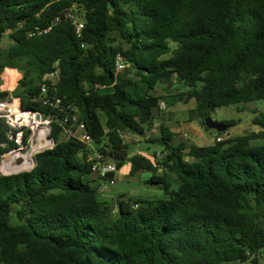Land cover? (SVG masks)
Segmentation results:
<instances>
[{"label": "trees", "instance_id": "1", "mask_svg": "<svg viewBox=\"0 0 264 264\" xmlns=\"http://www.w3.org/2000/svg\"><path fill=\"white\" fill-rule=\"evenodd\" d=\"M6 36L0 88L5 70L23 73L14 97L54 116V147L31 171L0 175V264H259L264 114L254 120L260 131L211 146L178 140L161 124L148 141L163 147L159 160L130 157L123 134L145 136L163 117L155 92L173 79L187 89L179 100H195L190 121L202 127L218 108L264 100V0H0V46ZM56 68L48 94L68 110L35 100ZM75 113L105 162H128L133 178L149 173L146 184L165 198L120 200L116 214L100 201L87 144L63 138V119ZM9 131L1 120L0 162L15 147Z\"/></svg>", "mask_w": 264, "mask_h": 264}, {"label": "rangeland", "instance_id": "2", "mask_svg": "<svg viewBox=\"0 0 264 264\" xmlns=\"http://www.w3.org/2000/svg\"><path fill=\"white\" fill-rule=\"evenodd\" d=\"M115 38L114 45H121V40L117 34L113 35ZM12 46V41L6 36L0 46V49L5 51ZM124 46V44H122ZM125 47V46H124ZM122 73H126L125 71ZM23 73L20 71H14L11 69L5 70L1 75V88L0 93H8L10 97H14V93L17 91V86L21 80ZM171 88L167 89L165 85L159 84L157 86L155 94L162 97V102L165 103L166 109L163 112V117H156L153 122V126L149 132H146L145 136L124 133L123 138L126 143L130 145L129 155H143L145 157L154 160L155 153L156 158L161 159L160 151L163 147L159 144L148 143L149 140L159 136V129L161 124L174 134L177 135L178 140H184L189 144H195L198 146H211L215 144V139L207 136L200 125L198 120H190V111L196 108V102L194 99L189 100L188 96H184L183 100H179L181 94L186 92V88L183 85L177 83L175 79L171 82ZM16 98V97H14ZM189 100V101H188ZM264 114V100L252 102L249 104H238L229 107H222L215 110L211 118L219 123L228 122L235 126L227 129L225 133L219 135L215 131H211L214 137L221 136L223 141L233 139L248 133L260 131V126L254 123L256 117ZM263 141L254 142L253 145H260ZM37 145V144H36ZM54 142L51 145L41 148V152L52 149ZM90 153L88 159L97 153L96 145L93 143L87 144ZM130 164L126 162L124 166L115 173V183L106 185L100 180H93V186L107 187V191H99V200L107 202L114 210L116 214L118 210V202L120 200H159L165 198L164 191L159 187H152L142 182L141 178H133L129 175ZM24 172V171H21ZM96 177V176H94ZM170 181L175 184V188L179 185V181L170 175ZM259 264H264V251L260 253L258 258Z\"/></svg>", "mask_w": 264, "mask_h": 264}, {"label": "built area", "instance_id": "3", "mask_svg": "<svg viewBox=\"0 0 264 264\" xmlns=\"http://www.w3.org/2000/svg\"><path fill=\"white\" fill-rule=\"evenodd\" d=\"M73 19L74 24L77 27L78 33L83 28V23L79 18H74V16H69ZM48 28L44 31L36 29L35 33L42 34L50 31ZM33 33V34H35ZM129 67L126 59L122 54H118L116 58V69L117 72H123ZM60 80V70L56 68L54 71L46 74L40 83V96L38 99L43 106L59 109L68 110L61 106V99L58 97H50L49 89L50 87L56 86ZM160 109L165 110V103L161 102ZM72 110V109H71ZM73 112H77L73 109ZM54 119L53 115L44 116L37 111H27L22 109L21 101L19 98H14L6 96L0 99V121L3 120L5 124L9 127V138L13 141L15 147L8 151L1 159L0 162V175L8 176L16 173H21V171L28 172L35 167V159L41 150L32 154L33 146L38 144L40 133L43 129L46 130L45 139L51 140L50 134L52 131L51 123ZM78 115H66L62 122L63 128V138L65 139H76L82 143L88 144L92 143L91 137L85 131V125L80 123L78 120ZM28 136V139H26ZM216 142H222L223 138L221 136L214 137ZM92 165V175L96 176L98 179L106 185L110 183L113 185L115 180H108L105 177L108 174L116 173V165L111 162H105L103 156L100 153H95L89 158ZM24 165H28L25 169H22L16 173H7L6 170L13 168H20ZM100 186L99 191L104 192L107 187ZM138 205H134V209H137Z\"/></svg>", "mask_w": 264, "mask_h": 264}, {"label": "water", "instance_id": "4", "mask_svg": "<svg viewBox=\"0 0 264 264\" xmlns=\"http://www.w3.org/2000/svg\"><path fill=\"white\" fill-rule=\"evenodd\" d=\"M171 85L172 83H169L167 89H170ZM2 98H5V97H2ZM202 130L207 136L214 138L211 131H215L217 133H225L227 131V127L224 124L216 122L211 117H209L204 120V126L202 127ZM35 166H36V159H35ZM120 169L121 167L119 165L116 166V171H119ZM114 176L115 174L111 173V174H108L105 178L111 181L114 179Z\"/></svg>", "mask_w": 264, "mask_h": 264}, {"label": "bare ground", "instance_id": "5", "mask_svg": "<svg viewBox=\"0 0 264 264\" xmlns=\"http://www.w3.org/2000/svg\"><path fill=\"white\" fill-rule=\"evenodd\" d=\"M45 135H46V130L43 129L40 133V136H39V140H38V144L37 145H34L33 146V149H32V154H35L36 152H38L39 150H41V148H44L46 146H49L51 145L52 141L51 140H48L45 139ZM28 165H24L20 168H13V169H9V170H6L7 173H16V172H19L21 171L22 169H25Z\"/></svg>", "mask_w": 264, "mask_h": 264}, {"label": "crops", "instance_id": "6", "mask_svg": "<svg viewBox=\"0 0 264 264\" xmlns=\"http://www.w3.org/2000/svg\"><path fill=\"white\" fill-rule=\"evenodd\" d=\"M15 71V70H14ZM189 123H192V121H190L189 120ZM112 163V162H111ZM141 178V180H142V182H144L145 184H146V181L149 179V177H150V174L149 173H147V172H142V173H140L139 175H137L136 177H134V178ZM100 180V179H98L97 177H94V175H91V176H89L88 177V180H91V181H93V180ZM114 180H115V176H114ZM101 181V180H100ZM102 182V181H101ZM99 187V186H98ZM107 191V190H106Z\"/></svg>", "mask_w": 264, "mask_h": 264}]
</instances>
